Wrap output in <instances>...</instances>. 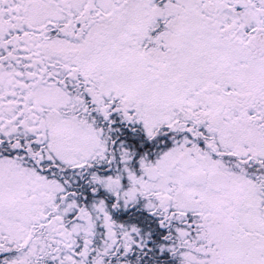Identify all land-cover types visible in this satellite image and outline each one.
I'll return each mask as SVG.
<instances>
[{
	"label": "snow or ice",
	"instance_id": "1",
	"mask_svg": "<svg viewBox=\"0 0 264 264\" xmlns=\"http://www.w3.org/2000/svg\"><path fill=\"white\" fill-rule=\"evenodd\" d=\"M0 264H264V0H0Z\"/></svg>",
	"mask_w": 264,
	"mask_h": 264
}]
</instances>
